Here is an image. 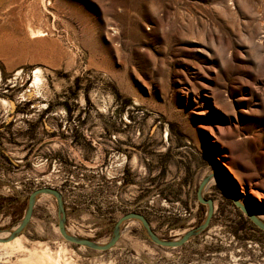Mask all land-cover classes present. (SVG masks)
<instances>
[{
	"label": "rangeland",
	"instance_id": "obj_1",
	"mask_svg": "<svg viewBox=\"0 0 264 264\" xmlns=\"http://www.w3.org/2000/svg\"><path fill=\"white\" fill-rule=\"evenodd\" d=\"M0 100V233L49 187L73 236L104 244L136 212L177 239L215 171L264 222V0H0ZM203 197L210 223L179 248L134 220L107 251L67 243L48 195L19 236L69 264H264V233L220 183Z\"/></svg>",
	"mask_w": 264,
	"mask_h": 264
},
{
	"label": "water",
	"instance_id": "obj_2",
	"mask_svg": "<svg viewBox=\"0 0 264 264\" xmlns=\"http://www.w3.org/2000/svg\"><path fill=\"white\" fill-rule=\"evenodd\" d=\"M217 177L218 182L220 183L221 189L224 193V195L228 198V200L236 207L238 208L245 216L246 218L262 233H264V222L259 220L255 213L247 206L241 205L239 202V198L234 195L229 187L226 185V183L222 180L220 174L218 171H215V173H210L207 176H205L199 183L197 190H196V199L200 205H203L206 207V212L203 221L196 226L195 228H192L188 231H186L182 236L178 237L177 239L173 240H164L158 238L152 229L150 228L149 223L146 221L143 215L136 213V212H129L126 214H123L114 224L110 238L107 242L104 244H98L93 241H90L88 239L76 237L73 235H69L65 230V209L62 202V197L60 193L49 187H41L36 190H33L27 197L26 207L24 210V214L21 217L18 224L13 227L12 229H8L4 232H7L6 238H0V243L8 242L15 237L19 236L24 229L26 228L32 214V210L36 201V198L40 195H48L54 198L56 202V210H57V228L60 236L64 241L67 243L85 247L87 249L93 250V251H99L104 252L109 249H111L116 242L118 241L120 237V227L127 221H138L149 239V241L158 247L161 248H167V249H174L179 248L182 245H184L186 242H188L191 238L195 237L199 233L206 230L208 227L210 220L213 215V201L211 199H206L203 197V191L206 188V185L208 184L210 178Z\"/></svg>",
	"mask_w": 264,
	"mask_h": 264
},
{
	"label": "bare ground",
	"instance_id": "obj_3",
	"mask_svg": "<svg viewBox=\"0 0 264 264\" xmlns=\"http://www.w3.org/2000/svg\"><path fill=\"white\" fill-rule=\"evenodd\" d=\"M30 34H31V36H33L32 38H37V37L43 36V35H41L40 31H36V32L30 31ZM39 78H40L39 74L37 72H34L33 83L36 84L39 81ZM216 183H218V178L212 177V178H210L207 185L216 184ZM42 196H47V195H42ZM45 198H47V197H45ZM239 202L241 205H245L242 201L239 200ZM255 216L258 219L261 218L256 213H255ZM131 222H134V221H131ZM66 232L68 233L69 231L67 230ZM71 234H69V235H71ZM7 235H8L7 232H1L0 238H6ZM23 242H22V237L17 236L8 242L0 243V250L7 251L11 255L14 253H23L24 257L19 260L20 264H69L68 260L64 258L65 256L63 255V253H62L63 250H61V249H59V251H57L56 253L52 254L50 252V250H47V248L41 249L40 251H37L34 248L28 249L26 246H24Z\"/></svg>",
	"mask_w": 264,
	"mask_h": 264
}]
</instances>
